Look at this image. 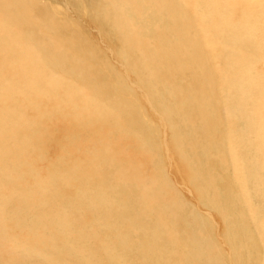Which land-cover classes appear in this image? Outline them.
<instances>
[{"label":"bare ground","instance_id":"6f19581e","mask_svg":"<svg viewBox=\"0 0 264 264\" xmlns=\"http://www.w3.org/2000/svg\"><path fill=\"white\" fill-rule=\"evenodd\" d=\"M100 1L101 3L96 7L94 5L91 7L90 12L89 10L86 12L91 13L94 20L100 23L102 33L110 42L115 39L118 43L120 33L125 29L124 17L117 7L119 0ZM33 2L30 4L26 0H0V37H10L11 43L16 42L19 37H34L33 41L38 47L35 53L27 49L16 56L9 43L0 41V96L19 95L23 98V101L13 109L0 108V167L6 170L4 180L0 184V215L6 216L7 221H11L18 209L25 210L31 216L38 214V227H35L38 231L35 235H27L29 232H25L26 227L23 229L24 225L22 226V222L17 219L15 234H11L12 237L8 238L5 234L8 227L4 229L7 221H0V264H31L34 260H39V264H51V252L60 256L61 262L58 261V264H72L76 261L75 264H117L125 258L128 242L136 241L135 237L140 233L145 235L144 239L140 234L143 237L142 240L147 243L155 241L156 238H160V242L164 243L163 246L148 248L144 241L145 243L142 244L144 246L140 249L142 252L140 259L144 260L143 264H145L146 256L149 255L147 250L169 256L180 264H187L191 260L193 262L195 260L198 264L201 262L212 264L211 260L214 264H225L224 261H227L226 264H238L237 261L243 258V250L245 252L241 235L249 236L251 245L258 243V247H254V250L264 249L262 241L264 240V93L256 94L253 89L256 75L264 72V58L255 41L257 36L253 32L257 26L258 17H263L261 22L264 23V11L260 13L264 0L135 1L132 12L136 11V20L132 37H123L119 48L105 47L111 56L117 57L116 63L119 65V70L107 68V65L114 64L105 53L100 57L99 62H92L97 51L102 53L97 47L68 39L72 37L68 30V22L66 21V24L59 16L58 8L50 10L47 9L46 4L41 7ZM233 2H240L241 12H232V16L252 36L249 42L238 40L237 37L241 36L216 37L212 32L203 33V37H198L196 22L192 26L183 24L190 10H193V14L197 17L196 21L199 22L211 14L208 22H211V26L214 27L220 17L216 14L217 9L220 8L218 3L232 4ZM198 6L201 9L196 12ZM61 12L64 13L62 10ZM167 15L172 17V24L169 27H166L165 23ZM67 17L68 15L65 19L63 16L64 20H68ZM159 23H162L164 27L159 26ZM175 34L182 37H171ZM20 42L23 43L24 40ZM45 57L54 60L53 65L49 64L47 67V69L52 67L49 69L50 72L44 69ZM32 60H37L35 65L40 68H33ZM207 60L209 63H206ZM98 65L99 67L96 68ZM191 65L194 66L187 71L184 70ZM199 66L206 69L205 77L203 80L199 78L196 81L193 77L196 76ZM12 68L14 72L11 71ZM138 68L142 69V73L137 77ZM114 73L123 75L128 80L127 85L114 83L110 93H106L105 96L92 89L93 86L103 87L109 81L113 82ZM161 73L170 75H165L162 79ZM89 75L92 77L88 78ZM177 76H184L185 81L181 80L173 85L172 81ZM25 83L28 85L25 86ZM231 88L242 96L235 104L239 110V116L234 113L232 104L220 98V95L228 96ZM145 89L150 94L149 96ZM131 92L133 94L129 95ZM124 94L126 98L122 99ZM55 98L57 102H60L58 108L71 109L69 114L62 110L66 114L56 113L57 116H55L51 113L52 111L48 113V111L39 110V115L33 119L27 113L30 107V109L34 108L32 106L40 104L41 101L48 102ZM141 101H144L156 115L159 125L147 123L145 117L148 113L142 111L144 108L140 105ZM153 101L160 106L155 105ZM180 105L183 107H179ZM139 109L142 115L136 119L131 112ZM242 114L247 115L251 124ZM51 115L57 117L53 122ZM42 117L51 118L54 129L57 128L60 131L47 135L49 130V125H46L47 121L37 123L34 127L37 119ZM101 122L104 125L99 124ZM125 124L133 127L132 133L126 134L123 131ZM241 125H246L247 129L239 130ZM222 126L227 129L224 130ZM32 127L36 128L34 129L35 134H32L34 131L31 130ZM143 127L146 128L145 132ZM10 130L12 133H9ZM78 132L84 134V142L77 140L79 143L76 147L75 140L72 139L69 142L70 139H68L66 149L64 150L63 146L60 155L59 151L57 152L59 156H54L52 153L53 156L45 157L46 152L44 151L50 144V136L63 134L74 138ZM251 132H258L259 136L254 138L250 135ZM225 134L229 136V148L233 146L230 150L229 148L224 149L225 146L228 147L227 145L222 148L223 143L227 141L223 142V139H219ZM38 135L43 137L37 138ZM214 136L216 137L212 138ZM236 136L237 138H234ZM167 137L171 140L173 149L175 151L177 149L175 153L185 156L181 158L187 162V166L184 164L183 167L184 177L186 176L189 182L187 184L195 188V193L191 192L197 194L199 201L207 206V210L202 212L203 218H198L199 212L196 214L194 209L190 208L195 202L191 201L193 199L187 198L188 203L189 200L192 202L191 205L186 203L187 207L184 199L182 200L180 195H177L179 193L169 192L172 179H169L170 175L166 176L165 168L162 167L163 163H160V160L164 158L163 154L170 153ZM9 139L13 140L16 144L14 146L20 150L19 153L17 150L14 154L16 156L13 157L9 154L13 151L12 148L7 146ZM136 140L142 143L140 152L143 149L145 154L142 156L137 151L139 148L136 147L134 151L138 154H132L135 157L133 159L128 155L129 160L126 163L118 159L116 157L118 154L115 155L116 153H113L110 148L112 145L118 153L126 155L127 149L135 148L131 144ZM42 144L45 145L43 150L41 149ZM137 145L140 146V144ZM164 149H166L165 152H163ZM42 151L44 155L41 154ZM22 153L27 159L22 157ZM76 154H79L80 159H77L78 163L73 164L72 162L73 167L71 166L67 172H57L53 168V157L65 158L71 162ZM168 155H165L167 159L172 160V156ZM146 159L153 160L151 169L149 168L150 174H143L141 170V164ZM30 161L43 164V167L46 165L48 168L44 173H39L32 166H22L23 162L29 163ZM73 161H76L75 157ZM59 166L61 169V164ZM210 166H217L219 171L210 172ZM147 167H149L148 163L145 168ZM64 169L65 167L62 170ZM245 171L248 173L243 174ZM225 172L230 177L234 172L241 176L226 180ZM85 176H88L87 179L96 181L97 185L90 184L89 186L103 187L102 190L92 194V198H103L104 207L109 203L108 191L110 190L108 189L112 186L111 183L120 191L123 190L127 199L129 198L127 201L131 202L132 208L137 210L136 219L134 218L136 224H133L140 228H134L132 224L131 229L129 225L127 226L128 223L125 226L126 216H123L125 214L120 207L122 203L119 202L120 205H118L117 201L118 206L111 207L110 205L109 208L106 207L107 209L101 208V210L106 209L111 212L109 222L102 223L101 226L98 225L99 218L90 220L92 224L86 226L87 219L92 218L101 207L97 202L88 208L80 209L79 205L76 204V207L73 203L71 204L72 201H68L72 209L66 206V214L56 209L53 204L55 209L53 212L51 203H53V196L57 193L55 187L61 191L69 189L66 195L74 201L75 199L80 201L82 196H91L80 194L78 188H71L73 180L82 181L81 179ZM225 183L226 188H223ZM192 187L190 188L193 189ZM85 189L84 187L83 190ZM86 200L88 201L87 198ZM85 201L84 203L87 202ZM42 204L48 205L51 210L50 214L46 212L47 215L44 216L37 213ZM124 204L123 207L127 208ZM185 208H190L189 214L182 215L183 217L179 220L175 217L176 221L170 226L166 224L179 213L180 217ZM213 210L217 215L223 216V218L219 216L223 221H226V229L221 235V240L213 237V233H210L211 228L208 233L202 228L204 227L202 225L214 224L210 213ZM242 211L249 215V220H242L239 225L237 215ZM77 212L81 213L79 217L76 216L78 221L72 218L68 220L72 214L76 215ZM102 214H106V211ZM84 217H87L85 219L87 221ZM183 218L189 223L187 228L191 226L195 229L194 231L191 229H186L187 232L180 231L177 221ZM129 221H131L130 218ZM73 222L79 226L78 233H75L74 237L80 238V245L84 248L80 253H76L72 245ZM182 223L184 224V221ZM148 224L153 226H148ZM143 225L145 228L148 226L150 233L142 227ZM55 227L61 235L48 238L49 232ZM125 227L132 230V237L130 239L126 237L127 242H124ZM238 228L241 230L240 233H238L239 230L237 231ZM204 229L206 230V226ZM54 239L61 244H53L52 247ZM118 240L122 244L115 247ZM221 242L229 244L227 249L230 251L224 250ZM134 253L130 256L134 257L136 255ZM185 257L187 258L184 260ZM127 260L129 262V259ZM257 264H264V254Z\"/></svg>","mask_w":264,"mask_h":264},{"label":"rangeland","instance_id":"374dc122","mask_svg":"<svg viewBox=\"0 0 264 264\" xmlns=\"http://www.w3.org/2000/svg\"><path fill=\"white\" fill-rule=\"evenodd\" d=\"M27 1V3H29L30 2V4H32V2L34 3V4H36V6H41V7H44V4H46L45 6H48L47 7V9H56V8H58L57 10H59V16L62 18V20L63 21H67L68 22V30H69V32H70V35L72 36V37H68V39H71V40H76V41H78V42H81L82 44H84V45H86V44H91L93 47H97L98 49H100L101 51H102V53L101 52H99V51H97L96 52V54H95V56H94V58H93V60H92V62H99L100 61V57H102V56H104V54L103 53H105L106 54V56L107 57H109L110 58V60L112 61L111 63H113L114 65H107V68H111V69H116V70H119L118 69V67H119V65L116 63V59H117V57L116 56H114V55H112L111 56V54H109L107 51H106V48L105 47H107V46H113V47H115V48H119V46L122 44V38L123 37H132L131 35H132V32H133V26H134V24H135V20H136V11H133L132 12V8L135 6V4H134V2L135 1H138V0H119L118 2H117V7L119 8V10H120V12H121V14L123 15V17H124V20H125V29H124V32H121L120 33V37H119V39H120V42H118L117 43V41L114 39L112 42H110L108 39H107V37L102 33V31H101V25H100V23L99 22H97V21H95L94 20V18H93V16H92V14L91 13H89L88 14V12H86V11H88L89 10V12H90V9H91V7L94 5V7H96L98 4H100L101 3V1L100 0H91V2L93 3L92 5H91V2L89 1V0H48V2H47V0H41V1H36V0H26ZM62 1V2H61ZM65 1V2H64ZM40 2H42V3H40ZM45 2V3H44ZM68 2V3H67ZM90 2V3H89ZM39 3H40V5H39ZM58 3V4H57ZM87 3H89V4H87ZM42 4V5H41ZM48 4H50L51 5V7H50V5H48ZM54 4H56L57 6H55ZM84 4V5H83ZM85 4H87V6H85ZM219 5H220V8H218L217 9V12H216V14L217 15H220V17H218L219 19H218V23H217V25L216 26H211V22H208V18L210 17V15L211 14H209L206 18H204V19H201V21L199 22V21H196L197 20V17H195V15L193 14V10H190V12H189V16H188V18L186 19V20H184L183 21V24H185V25H188V26H192L193 25V23L194 22H196V25H195V27H196V33H197V36L198 37H203V33H210V32H212L216 37H237V36H241V37H237V39L238 40H240V41H246V42H249V41H251L252 40V36H250V34L248 33V31L245 29V27H241L239 24H238V22L233 18V16H232V12H238V13H240L241 12V6H240V2H238V3H235V2H233L232 4H227V3H218ZM59 5V6H58ZM80 5V6H79ZM35 6V7H36ZM54 6H55V8H54ZM66 6V7H65ZM69 6V7H68ZM87 8H85V7ZM89 6H90V8H89ZM68 7V8H67ZM70 7H72L71 9H72V11L70 10ZM46 8V7H45ZM85 10H84V9ZM261 10H260V13L261 12H263L264 11V4L262 3L261 4ZM67 9H69V10H67ZM200 7L198 6L197 7V9H196V12H199L200 11ZM61 10L64 12V13H62L61 12ZM208 12V11H207ZM62 13V15L65 17V19H66V15H68V17H67V19L68 20H64V18H63V16L62 15H60ZM66 13V14H65ZM209 13V12H208ZM171 18L172 17H170L169 15H167L166 17H165V23H166V27H169L171 24H172V21H171ZM263 17H258V20H256L257 21V26H256V28L255 29H253V32H254V34H256V36H257V38H256V43H257V45L260 47V49H261V53H262V57L264 58V23H262L261 22V19H262ZM93 20V21H92ZM67 22H66V24H67ZM221 22H222V24H221ZM93 24H95V25H93ZM95 26H97L96 28H95ZM159 26H161V27H164V25L162 24V23H159ZM97 28H99V29H97ZM6 29H8V27L6 28ZM96 30V31H95ZM99 33V34H98ZM171 37H182L181 35H177V34H175V35H172ZM23 38V39H22ZM33 38L34 37H19L18 38V40L16 41V42H13V43H11V41H10V37L8 38V37H0V41H4V42H7V43H9L11 46H12V48H13V50H14V52H15V54H16V56H18V55H20L21 54V52L23 53L24 51H26L27 49H30L33 53H35L36 51H37V49L36 48H38L36 45H37V43H34V41H33ZM7 39L9 40V41H7ZM99 39H101V40H99ZM105 39V41H102V40H104ZM23 41L24 40V42L22 43V42H20V41ZM32 41V43H31V41ZM27 42V43H26ZM15 43V44H14ZM19 43H21V44H19ZM29 43V44H28ZM102 43V44H101ZM13 44V45H12ZM17 44V45H16ZM27 44V45H26ZM14 45H15V47H14ZM32 45H34V46H36L35 48H33L34 46H32ZM105 45V46H104ZM26 46V47H25ZM21 47H23V48H21ZM102 48V49H101ZM20 51H19V50ZM36 49V50H35ZM19 53H17V52ZM133 52H135V51H133ZM107 54H109V55H107ZM50 57V56H49ZM51 58H44V60H43V63L45 64V71L46 72H50L51 70H49V69H52V67H50V68H48L47 69V67H49V64H52L53 65V63H54V60H53V58H52V60H50ZM36 61L37 60H32L31 61V66L33 67V68H35V69H38V68H40V67H38L37 65H35V63H36ZM45 61H46V63H45ZM48 63V64H47ZM126 63V62H125ZM206 63H209V60H207L206 61ZM127 64V63H126ZM127 66L128 67H130L128 64H127ZM194 65H191V66H189V67H187L186 69H184L185 71H187V70H189L190 69V67L192 68ZM99 67V65L96 67V68H98ZM61 69V68H60ZM206 69L205 68H203V67H201V66H199V68H197V74H196V76L195 77H193V79L194 80H198L199 78H201L202 80L204 79V77H205V71ZM11 71L12 72H14V70H13V68L11 69ZM142 73V69H140V68H138V70H137V77L140 75ZM161 75V78L162 79H164V76L165 75H170L169 73H161L160 74ZM113 76H114V81L112 82V81H109L105 86H103V87H96V86H93L92 87V89L93 90H96V91H98L100 94H102V95H104L105 96V94L106 93H110V91L112 90V88H113V86H114V83H116V84H122V85H127V83H128V80L126 79V78H124L123 77V75L121 76V74H116V73H114L113 74ZM92 77V75H89V77L88 78H91ZM185 81V77L184 76H177L176 77V79L175 80H173L172 81V84L174 85L175 83H177L178 81ZM3 82H6L5 80H3ZM28 85V84H27ZM26 85V83H25V86H27ZM253 89H254V93H256V94H258V93H264V72L262 73V74H257L256 75V77H255V81H254V83H253ZM135 91L137 90V89H134ZM134 90H133V92H134ZM133 92H131V93H129V95H132L133 94ZM145 92H146V94L149 96L150 94L148 93V91H146V89H145ZM123 98H126V96H125V94L122 96V99ZM220 98L224 101V102H226V103H230V104H232L233 105V107H234V113L236 114V115H238L239 116V110H238V108H237V106H235V104H236V102L237 101H239L241 98H242V96L239 94V93H237V91L234 89V88H231V89H229V95L228 96H223V95H220ZM23 101V98L21 97V96H19V95H16V96H13V97H11V96H8V95H3V96H0V108H10V109H13L17 104H19V103H21ZM44 101V102H43ZM43 101H41L40 102V104H37V105H35V106H32V107H34V108H32V109H28L27 110V113L28 114H30L31 116H32V118L34 119L36 116H38L39 115V112L40 111H48V113L50 112V111H52L51 113H54L55 114V116H57L56 115V113L58 114H62L63 115V113L64 114H69L70 113V111H71V109L70 108H68V107H61V108H63V109H61V108H58L57 106H59V104L58 103H60V102H57V99L55 98V99H51L50 101H46V100H43ZM42 103V104H41ZM153 103L155 104V105H158V106H160L157 102H154L153 101ZM195 103V101L193 100V104ZM46 104V105H45ZM40 105V106H39ZM140 105L144 108V109H142V111L144 112H146V113H148V116H146L145 117V119H146V121H147V123H151V124H154L155 123V125L157 124V125H159V122H158V118L156 117V115L150 110V108H149V106L144 102V101H141L140 102ZM39 107V109H38V107ZM42 106V107H41ZM44 106V107H43ZM46 106V107H45ZM179 107H183V106H179ZM41 108H43V109H41ZM55 108H56V110H55ZM37 109V110H36ZM55 111H54V110ZM30 110V111H29ZM40 110V111H39ZM62 110H64V111H66V113L63 111L62 112ZM68 110V111H67ZM36 111H38V112H36ZM54 111V112H53ZM60 111V112H59ZM33 112H34V114H33ZM139 113V114H138ZM58 114V115H59ZM131 114L134 116V117H136V119H139V117L142 115V112L140 111V109L139 110H135L134 112H131ZM43 116V115H42ZM52 116V115H51ZM242 116L245 118V119H247L249 122H250V124H251V121H250V119L247 117V115H245V114H242ZM47 120H46V119ZM52 118V122L53 121H55L56 119H57V117H54V115L51 117ZM51 118H49V117H42V118H39V120L37 119V121L35 122V124H34V127H36L37 126V123H45L46 121V125L48 124L49 125V130L47 131V135H49L50 133H58L60 130L59 129H54L55 127L52 125V123H51ZM59 118V117H58ZM44 120V121H42V120ZM40 121V122H39ZM96 123H98L97 121H96ZM99 124H101V125H104V123L103 122H101V123H99ZM34 127H32L31 128V130L33 129H35L36 130V128H34ZM73 127V126H72ZM9 128V127H8ZM222 128H224V130L225 129H227V128H225L224 126H222ZM243 128H246L247 129V126L246 125H241L238 129L239 130H241V129H243ZM10 129V128H9ZM35 130L34 131H32V134H35ZM97 130V129H96ZM123 131L124 132H126V134H130V133H132L133 132V127H131V125L130 124H125V128L123 129ZM122 131V132H123ZM143 131L145 132L146 131V128L145 127H143ZM123 132V133H124ZM9 133H12V131L10 130L9 131ZM237 132H235V134H236ZM236 135H238V133L236 134ZM250 135L251 136H253L254 138H256V137H258L259 136V133L258 132H251L250 133ZM76 136V137H75ZM74 136V138L73 137H71V138H69L68 136H66V135H63V134H61V135H56V136H54V137H51L50 136V144L49 145H51V146H49L48 145V147H47V149L44 151V152H46V155H45V157H48L49 158V156L48 155H52L53 156V154H54V156L55 155H58V153H59V155H60V153H61V149L63 148V146H64V150L66 149V145H67V143H69L72 139L73 140H75L74 141V145L77 147L78 146V141H81V142H84V140H85V137H84V134L83 133H80V132H78L76 135ZM77 136H78V138H77ZM37 138H42L43 136H36ZM46 137V136H45ZM65 137H67V138H64ZM216 136H214V137H212V138H215ZM228 137V138H227ZM234 138H237V136L236 137H234ZM240 138H241V136H240ZM68 139H70V140H68ZM219 139H223V142H224V140L225 141H227V143L225 142V144L223 143V146H222V148L224 147V145H229V142H228V139H229V136L227 135V134H225V136L223 137V138H219ZM11 139H9L8 141H7V146L8 147H10V148H12V152H9V154H10V157H13V156H16V155H14V154H16V152H17V150H18V153H19V148L17 147V146H14V145H16L15 143H13V140H11ZM66 140V141H65ZM69 142H68V141ZM78 140V141H77ZM40 141V140H39ZM167 141H168V147H169V149H170V153L169 152H167V153H165V154H163L164 155V158L162 159V161L160 160V163H163L162 164V167H164L165 169H164V172L166 173V176H169L170 175V177H172V178H170L169 177V179H172V180H170V190H169V192H171V193H174V192H176V194L177 193H179V194H177L178 196L180 195V197H181V199L183 200V201H185V204L187 203V204H190V203H192V202H194V203H192V205L190 206V208H193L194 209V211H195V213L197 214V212H199L198 213V218H203V214H202V212H204V211H206L207 210V206H205V205H203L202 204V202H200L199 201V199H198V195L196 194H194L195 193V188H193L192 186H190V187H192L193 189H191L190 187H189V185L187 184V183H189L188 182V178L185 176L184 177V164L186 165V163L187 162H185V159H183V158H185V156H179L177 153H175L176 151H177V149H176V151L173 149V146H172V142H171V140H169V137H167ZM140 144V146L139 145H137L136 146V144ZM135 143H132L131 144V146H134L135 148H130V149H127V153H126V155L125 154H121V153H118L116 150H115V147L113 146L112 147V145L110 146V148L112 149V151H113V153L115 152L116 154L115 155H117L116 157L118 158V159H121V161H125L124 163H126V162H128V160H129V158L127 157L128 155H129V157L131 158V159H133V158H135L134 156H132V154H134V155H137L138 154V152L136 153L134 150H136L137 148H139L137 151H139V153L143 156L144 154H145V152L143 151V149H142V151L140 152V150H141V148H142V143L140 142V141H138V140H136V142ZM65 144V145H64ZM11 145V146H10ZM144 145V144H143ZM139 146V147H138ZM232 146V144L230 145V147ZM43 147H45V145L44 144H42L41 145V149L43 150ZM137 147V148H136ZM233 147V146H232ZM231 147V148H232ZM5 148V147H4ZM226 148H229V146L228 147H224V149H226ZM231 148H229L228 150H230ZM49 150H51V151H49ZM53 150V151H52ZM227 150V149H226ZM59 151V152H58ZM135 153H134V152ZM145 151H147V149H145ZM166 151V149H164V151L163 152H165ZM44 152L42 151L41 152V154H43L44 155ZM50 152H51V154H50ZM54 152H56V153H54ZM58 152V153H57ZM17 153V154H18ZM25 153V152H24ZM24 153H22V157L24 158V159H27L26 157H25V155H24ZM49 153V154H48ZM53 153V154H52ZM129 153V154H128ZM171 154V155H170ZM58 155V156H59ZM120 155V156H119ZM165 155H168V156H172V160H168L167 159V157L165 156ZM174 156L176 157V158H174ZM75 157V159H76V161H73V158ZM74 157H72V161L70 162V160H68L67 161V159H65V158H58L57 159V156L56 157H53V168L54 169H56V171L57 172H67L68 171V169L69 168H71V166L73 167V164H75V163H78L77 161L80 159V156H79V154H76V155H74ZM181 157H183V158H181ZM40 158H43V157H40ZM55 158V159H54ZM166 158V159H165ZM180 158L182 159V160H180ZM22 159V158H21ZM78 159V160H77ZM124 159V160H123ZM127 159V160H126ZM7 161H8V159H6ZM66 162H65V161ZM146 160H147V162H146ZM146 160H144L143 162H142V164H141V170L143 171L142 173L143 174H150V169H151V164H152V162H153V160H150V161H148V159H146ZM167 163H165L164 161ZM179 160V161H178ZM6 161V162H7ZM62 161H64V162H62ZM132 161V160H131ZM172 161V163H170ZM185 163H184V162ZM58 162V163H57ZM72 162H74L73 164H72ZM67 163V164H66ZM147 163H148V166L149 167H147V168H145V166H147ZM156 163V162H155ZM175 165H174V164ZM178 163V164H177ZM181 163V164H180ZM61 164V169H60V166L59 165ZM62 164H63V168L65 167V169H66V171H65V169L64 170H62L63 168H62ZM71 164V165H70ZM172 164V165H171ZM32 166V167H34L36 170H38V172L39 173H44L46 170H47V166L45 165V167H43L44 165L43 164H40V163H33V162H29V163H25V162H23L22 163V166ZM58 167V169H57V167ZM180 166V168H178ZM187 166V165H186ZM56 167V168H55ZM170 167V168H169ZM150 168V169H149ZM188 168V167H187ZM145 169H147L148 171H146ZM167 169V170H166ZM146 171V172H145ZM209 171L210 172H213V171H215V172H217V171H219V168L217 167V166H210V168H209ZM5 172H6V170L4 169V168H2V167H0V184L3 182V176H4V174H5ZM230 172V171H229ZM170 173V174H169ZM226 173V176H227V172H225ZM245 173H248V172H243V174H245ZM137 174H138V171H137ZM229 175H230V173H229ZM160 176L162 177V174L160 173ZM241 175L239 174V173H237V172H234V173H232V176L230 177V176H227V178H226V180L228 179V178H231L232 179V177H233V179H235V178H238V177H240ZM88 177V176H87ZM87 177L85 176V177H83L81 180L83 181V179H85L83 182L82 181H80L79 179H77V180H73V182H72V186H71V188H74V189H77L78 188V192L80 193V194H82V195H86V196H88V195H91V196H88V197H85V196H82L83 198L82 199H80V201H79V199H75V201L73 200V199H71L69 196L67 197V195H68V193L67 192H69V189H65V191H66V193H65V191H61V190H59V188L58 187H55L56 188V194L54 195L56 198H54V196H53V198H52V202L53 203H51V208H52V211L53 212H55V209L53 208V204H54V206H55V208L56 209H58V210H62V212L63 213H65L66 214V211H67V207L69 206L71 209H72V206H70V204H68V201H72L71 202V204L73 203L75 206H76V204H77V206H78V208H80V209H85V208H88L91 204H94V202L96 203H99L100 205H101V207L97 210V212H95V214L92 216V218H89V219H87L88 220V222H86V223H88V224H86V226L88 225V226H90L91 224H92V222L90 221V220H93V219H97V218H99V224L98 225H103V224H107L108 222H109V218L111 217V212L110 211H108V210H106L107 208L106 207H108L109 208V206L111 205V207H113V206H118V205H120V203H122L121 204V211L123 212V214H125V215H123V216H126V221H128V222H126L125 221V226H126V224H127V226L129 225L130 226V228L132 229L133 227L134 228H140V227H137V226H135L133 223H135L136 224V222H135V220H134V218L136 219V213H137V210L135 209V208H132V203L130 202H128L129 201V198L127 199V197L125 196V194H124V191L123 190H119L118 188H116V187H114L113 186V183H111L112 184V186H110L109 187V189L108 190H110V192L108 191V200H109V203H107V205L104 207V199L103 198H100V199H95V198H92V194H94L96 191H100V189L102 188L103 189V187H94V188H96V190L93 188V186L96 184V181H94V179H87ZM89 180V181H88ZM79 182V183H78ZM83 184H82V183ZM91 182V183H90ZM186 182V183H185ZM248 181H246V183H247ZM78 183V184H77ZM81 183V184H80ZM86 183L88 184V185H86ZM93 185V186H89V185ZM178 184V185H177ZM186 184L188 185V187L186 186ZM97 185V184H96ZM180 185H182V186H180ZM74 186V187H73ZM86 188L85 190H83L84 189V187ZM177 186V187H176ZM187 188H186V187ZM229 186H231V184L229 183ZM0 187H1V185H0ZM91 187V188H90ZM57 188H58V190H57ZM177 188H178V190H177ZM181 188V189H180ZM223 188H226V183L224 184V187ZM91 190V191H89V190ZM93 189V190H92ZM98 189V190H97ZM101 189V190H102ZM115 191V192H113V190ZM185 190V191H184ZM187 191H189V192H187ZM191 191H193V192H191ZM117 192H118V194H117ZM60 193V194H59ZM65 193V194H64ZM88 193V194H87ZM190 193H192L191 195H190ZM67 194V195H66ZM116 196H115V195ZM123 194V195H122ZM114 195V196H113ZM59 198H58V197ZM110 196V197H109ZM65 199H64V198ZM113 197V198H112ZM120 197V199H118V200H120V201H118L117 200V198H119ZM126 197V199H124ZM62 198V199H61ZM86 198L88 199V201L86 200ZM187 198L188 199H193V200H191L192 202H190V200H189V203H188V201H187ZM94 199V200H93ZM116 199V200H115ZM196 199V200H195ZM67 200V201H66ZM78 200V202H80V203H77L76 201ZM87 202H86V201ZM111 200H112V203L110 204V202H111ZM114 200V201H113ZM123 200V201H122ZM128 200V201H127ZM58 201V202H57ZM84 201L86 202V203H84ZM93 201V202H92ZM116 201L119 203H116ZM91 202V203H90ZM108 202V201H107ZM127 202H128V204H130V205H128L127 204ZM116 203V204H115ZM123 203H125L124 204V206H126L127 208H124L123 207ZM196 203V205H194ZM198 203V204H197ZM82 204V205H81ZM118 204V205H117ZM186 204V206L188 207V205ZM201 206H200V205ZM81 205V206H80ZM84 205V206H83ZM67 206V207H66ZM76 206V207H77ZM185 206V207H186ZM196 206V207H195ZM44 207V208H43ZM124 209H126V210H124ZM130 207H131V209H130ZM204 207V208H203ZM101 208H106L105 210L103 209V210H101ZM190 208H185V211L184 212H181L182 214H181V216L179 217V214H177V216H173L169 221H167L166 222V224L168 225V226H170V225H172L173 223H174V221H176V218H177V220H179V219H181L183 216H186L185 214H189V210H190ZM202 208V209H201ZM45 209H47V210H45ZM128 209V210H127ZM129 209H130V211H131V213H130V211H129ZM134 209V210H133ZM172 209V208H171ZM201 211H200V210ZM50 212H49V211ZM65 210V211H64ZM101 210V211H100ZM204 210V211H203ZM18 211V213H16ZM106 211V214H102V213H104ZM187 211V212H186ZM214 211V210H213ZM213 211H210V213H211V216H212V219H213V221H214V224H205V225H202V226H204V227H202L203 228V230L206 232V233H208L209 231H211L210 230V228L212 229V231L210 232V233H213V237L214 238H216V239H219V240H221V235L224 233V229H226L225 227H226V221H223L222 219H221V217L223 218V216H221V215H217V213H215V211H214V213H213ZM51 213V210L48 208V205H46V204H42L41 206H40V208H39V210L37 211V213H39V215H44V216H46L47 215V213ZM125 212H127V213H125ZM186 212V213H185ZM133 213V214H132ZM134 213H135V215H134ZM80 212H77V214L75 215V214H72L69 218H68V220H72V219H74L75 221H78L76 218L77 217H79L80 216ZM19 215V216H18ZM73 215H74V218H73ZM106 215V216H105ZM109 215V216H108ZM130 215V216H129ZM133 217H132V216ZM183 215V216H182ZM29 216V217H28ZM77 216V217H76ZM96 216V217H95ZM219 216H221V217H219ZM27 217V218H26ZM132 217V218H131ZM176 217V218H175ZM21 218V219H20ZM70 218H72V219H70ZM87 217H84V220L86 219ZM105 218V219H104ZM128 218V219H127ZM129 218H130V220L132 221H129ZM214 218H215V220H214ZM218 218V219H217ZM20 221V222H22V226H23V229L26 227V229H25V232L27 233V232H29V233H27V235H29V236H32V235H35L36 234V231H38V228H35V227H38V224H37V220H38V214L36 215V216H31V214H29V213H27V212H25V210H23V209H18V210H16L15 211V213H14V215H13V217H12V219H11V221H7V218H6V216H1L0 215V221H2V220H5V221H7V223L5 224V226H4V229H5V227H8L7 228V230H5V234L7 235V237L8 238H10V237H12L11 236V234L13 235V234H15V227H16V222L18 221V220ZM184 219V220H183ZM182 220H180L179 222L177 221V223H179V224H181L183 221H184V224L182 223V225H184V226H182V225H179L178 224V227L180 228V231H182V232H185L186 231V229H191L192 231H194L195 229L193 228H191V226H188V228H187V225L189 224L188 222H186L187 220L185 219V218H183ZM23 220V221H22ZM28 220V221H27ZM87 220H85V221H87ZM242 220H245V221H247V220H249V215L247 214V213H245L244 211H242L240 214H238L237 215V221H238V223H239V225H241V222H242ZM26 221V222H25ZM35 221V222H34ZM182 221V222H181ZM218 223H217V222ZM219 221H220V223H219ZM221 221H223V222H221ZM9 222V223H8ZM181 222V223H180ZM14 223V224H13ZM29 224V226H28V224ZM103 223V224H102ZM25 224H26V226H25ZM134 226H133V225ZM7 225V226H6ZM12 225L14 226V227H12ZM133 227H132V226ZM219 225V226H218ZM148 226H153L152 224H148ZM148 226H146V228H145V226L143 225L142 227L143 228H145L146 230H148L149 231V233H150V229L148 228ZM205 226H206V230L204 229L205 228ZM209 226V227H208ZM214 226V227H213ZM221 226V227H220ZM34 227V228H33ZM190 227V228H189ZM224 227V228H223ZM27 228H28V230H27ZM72 228H73V232H72V245H73V248H74V250H75V252L76 253H80V252H82L83 250H84V248L80 245V238L79 237H77V236H75L74 237V235H75V233H78V228H79V226L77 225V223H75V222H73V224H72ZM128 229H126V227H125V229H126V232H125V237H124V242H127V240L128 239H130L131 237H132V235H131V229L129 228V227H127ZM217 228V229H216ZM16 229H17V227H16ZM23 229H21V231H24ZM182 229V230H181ZM8 230H9V232H8ZM191 230H188L189 232L191 231ZM220 233V235H219V233L217 232V231ZM222 230V232H220ZM239 230V232L238 233H240L241 232V230H240V228H238L237 229V231ZM8 232V234H10V235H8L7 234V232ZM10 231H12V232H10ZM14 231V232H13ZM158 231V230H157ZM187 232V231H186ZM31 233V234H30ZM59 232L58 231H56V227H55V229L53 230V231H50L49 232V235H48V238H50V237H52V236H58V235H61V234H58ZM143 237H144V239H145V235L143 234V233H140ZM140 234H138V236H136L135 237V239H136V241H134V242H128V244H127V250H126V253H125V258L123 259V261H121V262H118L117 264H143V262H144V260H142V259H140L141 257H142V252H141V250L140 249H142V247L144 246V245H142V244H144L145 242L142 240L143 239V237L140 235ZM242 234H244V233H242ZM139 235L141 236V237H139ZM154 235V234H153ZM217 235V236H216ZM219 235V236H218ZM239 235H241V234H239ZM238 235V236H239ZM237 236V238H239V237H241L242 236V239H243V241H244V247H243V249H245V252H244V250H243V258L240 260V261H237L238 262V264H257V262L258 261H260V259L262 258V254H264V249H260L259 251H257V250H254V247H258V243H254V245H251V244H249L250 243V241H249V236H245V235H241V236H239L238 237ZM128 239H127V238ZM139 237V238H138ZM21 238V237H20ZM47 238V239H48ZM100 238H102V237H100ZM252 238H253V236H252ZM98 241L100 240L98 237L96 238ZM140 239V240H139ZM56 240V241H55ZM239 241H241V239L239 238L238 239ZM263 242H264V240H262ZM118 242V243H117ZM116 242V246L115 247H117V245L119 246V244H122V242L120 241V240H118ZM136 242V243H135ZM141 242V243H140ZM57 243V244H56ZM131 243V244H130ZM147 243V242H146ZM222 243V247H223V249L224 250H228L227 248H228V246H229V244H227V243H225V242H221ZM59 245V244H61V243H59V241H57V239H54L53 241H52V247L54 246V245ZM100 244H102V246L104 245V243H100ZM225 244V245H224ZM140 245H142V246H140ZM147 245H148V248L149 247H156V246H163L164 245V243L163 242H160V238H156L155 239V241H153V242H149L148 241V243H147ZM135 246H137V247H135ZM139 246H140V248H139ZM227 246V247H226ZM50 247H51V245H50ZM234 247H236V245H234ZM151 249V248H150ZM228 251H230V250H228ZM135 252V253H134ZM132 253H134V254H136V255H134V257L135 258H137V259H133L134 257L133 256H130V255H132ZM147 253L150 255H147L146 256V260H145V264H180L179 262H177V260H175V259H171V257H167V256H165L164 254H160V253H158V252H152V250H147ZM138 254H139V256H138ZM160 254V255H159ZM55 255V256H54ZM149 256V257H148ZM129 257V258H128ZM132 257V258H131ZM188 257V256H187ZM187 257H185L184 258V260L187 258ZM131 258V259H130ZM149 258V259H148ZM99 259V258H98ZM127 259H129V262H128V260ZM133 259V260H132ZM138 259H140V260H138ZM167 259V260H166ZM50 260H51V264H58V261H59V263L61 262V258H60V256L59 255H57V254H54V253H52L51 252V258H50ZM83 260H85V259H83ZM137 260V262H135ZM150 260V261H149ZM170 260V261H169ZM85 261H87V260H85ZM172 261V262H171ZM77 262V261H76ZM76 262H73L72 264H75ZM212 264H214V261L213 260H211L210 261ZM226 262L227 261H224V263L226 264ZM87 263H90V262H87ZM31 264H39V260L37 261V260H34ZM114 264V263H113ZM187 264H198L195 260H194V262L191 260V261H189ZM201 264H207V263H202L201 262ZM228 264V263H227Z\"/></svg>","mask_w":264,"mask_h":264}]
</instances>
